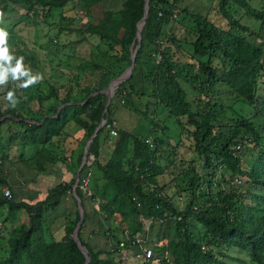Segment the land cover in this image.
Returning <instances> with one entry per match:
<instances>
[{
	"label": "trees",
	"instance_id": "obj_1",
	"mask_svg": "<svg viewBox=\"0 0 264 264\" xmlns=\"http://www.w3.org/2000/svg\"><path fill=\"white\" fill-rule=\"evenodd\" d=\"M66 1L0 0V13L20 5L30 11L29 17H48L60 12ZM81 1L84 24L68 30L79 36L77 40L97 36L103 58L80 61L71 82L58 85L63 92L53 84L42 92L31 71L17 62L18 55L33 63L37 58L12 29L0 45L7 47L9 57L1 58L5 75L0 84L8 97L5 106L0 103V125L11 121L22 127L17 133L20 144L37 146L25 163L43 167L68 161L66 169L72 173L29 202L15 198L0 159V207L26 215L18 225L11 226L6 217L0 221V264H129L139 261L133 255L135 247L126 240L120 247L119 241L136 234L145 236L154 257L166 249L175 264H233L223 259L226 256L238 264H264V42H256L264 33V0H215L221 23L212 22L207 11L178 8L181 0H148L131 72L114 87L106 106L102 89L130 62L144 0H120L118 6L103 8L95 21L89 16L90 6L102 0ZM180 11L189 16L187 36L165 33L162 27ZM244 16L254 22L242 21ZM56 41L48 38L55 49L67 45ZM146 81L152 100L139 102L140 108L134 98L146 97ZM217 84L229 87L232 102L222 100ZM126 103L142 117H149V110L153 113L146 133L114 125V113ZM20 104L34 122L20 114ZM159 107L166 109L162 118L155 114ZM101 118L78 173L89 168L88 182L74 187L82 207L77 237L88 256L83 263L85 256L72 238L77 207L60 215L55 225L61 230L58 238L46 224L45 211L70 192L85 140ZM69 120L75 122L78 136L62 154L52 152L48 147L61 133L66 135L63 126ZM110 128L115 131L112 136ZM179 148L196 159L183 156ZM169 182L171 193L165 191ZM4 185L10 189L8 195L2 194ZM91 214L100 215L97 225L91 223ZM93 235H101L103 243L92 242ZM229 249L243 256H230Z\"/></svg>",
	"mask_w": 264,
	"mask_h": 264
},
{
	"label": "rangeland",
	"instance_id": "obj_2",
	"mask_svg": "<svg viewBox=\"0 0 264 264\" xmlns=\"http://www.w3.org/2000/svg\"><path fill=\"white\" fill-rule=\"evenodd\" d=\"M214 1L215 0H181V2H179L178 8L186 6L188 9H195L200 12L207 11L208 17L212 22L221 23L220 17H218V14L215 12ZM251 1L253 3L256 2L255 0ZM119 2L120 0H102L97 4L91 5V12L89 14V16H93L91 20L95 21L94 18L101 15L103 8H112ZM83 8L85 9V6L83 7L81 0H68L62 5L60 12L56 10L51 16L47 17L41 13L37 17H29L30 11L26 12L22 6L16 5L9 12H3L2 17H0V28H3L6 32L9 29H12L13 32H15L19 37L21 36L24 39L26 47L29 50H32V53H34L36 56L37 61L35 63L27 59L32 66H29L28 61L24 60L25 58L21 55H18L17 62L26 66L31 71L32 77H35L38 80V87L42 92H46L49 84L57 86L59 93L63 92V89L58 85L64 84L65 82H71L73 74L75 72L78 74L80 61L87 58L101 61L103 58L101 52L103 49L102 41L97 39V36L85 35V39L77 40L79 36L76 35L75 32L68 30L69 28H73L75 26H83L84 20L86 18ZM242 21L249 24L254 22L252 19H248L247 16L242 17ZM187 24H189V16L180 11L179 13L176 12V15L162 27V30L165 33H172L176 37H183L187 36L185 28ZM49 37L55 38L58 45L61 43H67V45H62L55 49V46L48 42ZM256 42H264V33L263 37L261 39H257ZM54 49L55 51L53 53L52 51ZM146 59V56H143V68H145L148 64L147 61L145 63ZM3 67L4 64L1 62L0 58V76L2 77L5 75ZM114 80H112L109 85L111 86L110 89L112 88V90L114 89V85L116 83H113ZM72 83L74 84V81H72ZM144 86L146 97L144 96L140 98H134V102L140 108H143V104H140L139 102L143 103L146 99L148 101L149 99L152 100L149 95L150 83L146 81ZM215 87L220 91V97L224 102L230 103L233 101L234 95L230 92L229 87L222 84H217ZM3 88L4 84L1 83L0 103L2 106H5L7 104L5 100L7 95L5 94L4 97L2 94ZM24 104H20L19 106L16 105L17 110L22 116L28 118L27 120L29 122H34L33 119H30L27 116L26 107ZM124 105L125 104L120 105L118 107L119 111L114 113V125L128 128L131 127L139 134L146 133V131L151 126L150 117L153 116V113L149 110V117H142L133 111L130 106H127L128 103H126L125 106ZM33 106L35 107V102L33 103ZM165 112L166 109L164 107H159L155 114L162 118L165 115ZM63 128L66 135L61 133V135L57 137L58 139H53L55 145L48 147L52 152L57 150L62 154L63 148H66L67 146L69 148V142L71 138L78 136L75 122L69 120L63 126ZM21 129L22 127H15L11 121L8 124L4 123L0 125L1 168L2 171L5 172L4 174L7 177V182L13 188L15 198L33 202L43 197L46 189L53 185V183H55L57 180L70 179L72 173L66 169L68 168V161H58L57 163L47 162L43 167L25 163L23 160L32 156L35 153L37 146L35 145L34 147L28 148L27 146L20 144L17 133L19 130L21 132ZM166 139L169 143L174 142V139L171 135H168ZM180 150L181 154L184 156L186 151L183 149ZM187 155L185 156L196 159V156L193 153ZM195 165L197 168H199L200 161L196 160ZM230 180L231 177L227 182L230 183ZM73 182L71 185V190L68 192L70 194H72ZM173 189V182H169V184L165 186V191L167 193H171ZM68 193L59 197V204L55 208L47 209L45 211L46 224L49 225L51 230H54L53 234L57 238L60 236L61 230L58 229L59 227L55 228V225L57 220H62L60 215L69 209L72 210L75 207L78 209L77 203H72V201L69 199ZM181 196L183 197L182 193ZM5 217L11 226L16 224L18 225L20 222L26 220V215L21 211L15 210L9 213L5 207H0V221ZM88 217L92 224L97 225L96 220L97 218H100V215L91 214ZM126 223L130 224V220H126ZM93 237L94 239L92 242L95 244L100 245L103 243L101 235H93ZM228 252L230 256H235L236 254L243 256V253H239L236 249H229ZM223 259L227 262L238 264L234 258L226 256Z\"/></svg>",
	"mask_w": 264,
	"mask_h": 264
},
{
	"label": "built area",
	"instance_id": "obj_3",
	"mask_svg": "<svg viewBox=\"0 0 264 264\" xmlns=\"http://www.w3.org/2000/svg\"><path fill=\"white\" fill-rule=\"evenodd\" d=\"M157 61V58L155 59ZM115 131L113 128L109 129V135L112 136L114 135ZM90 175V169L87 168L81 175L78 174L77 177V182L80 183V185L85 186L88 182V178ZM2 194L3 195H8L9 194V188L7 186H2L1 188ZM148 227V224L146 225L145 228ZM144 235H132V237L125 236L121 241H119V246L123 247L124 245V240L129 241L130 246L135 247L133 249L134 251V256L139 259L140 264H175L172 256L170 253L165 249L163 252L160 254V257H154V252L152 247L145 241ZM127 250L130 251L128 246H125ZM126 257V253L120 254L119 258L123 260Z\"/></svg>",
	"mask_w": 264,
	"mask_h": 264
},
{
	"label": "water",
	"instance_id": "obj_4",
	"mask_svg": "<svg viewBox=\"0 0 264 264\" xmlns=\"http://www.w3.org/2000/svg\"><path fill=\"white\" fill-rule=\"evenodd\" d=\"M147 2H148V0H144L143 14H142L141 18L139 20H137L136 23H135V27H136L135 28V37L137 39V42H136V44H135V46H134V48L132 50H131V45H130L131 53H130V62L128 64V66L124 69V71L121 74H119L117 77L111 79L108 82V84L106 85V87L104 89H102V91L107 93V99H106V102H105L104 106H106L110 96L112 95V88L111 89L109 88V85H110L111 81L114 80V79H117V82L114 85V86H116L117 83L119 81L123 80L124 78H126L129 75L130 71H131L134 54H135L136 48L138 46V41H139V38H140V27H141V25H142V23L144 21L146 13H147V8H148V3ZM138 22H140V25L137 26ZM102 122H103V118L100 119L98 125L95 127V129L93 130L92 134L85 141V144H84V147H83L82 156H81L80 162H79V164H78V166L76 168L75 174H74V182H73V187H72V194L74 195V197L76 199V203H77V206H78V214H79L78 220L76 221V224H75V226L73 228V231H72V238L77 243L78 247L81 249V251L83 252V254L85 256V260H84L83 263H85L87 261L88 256H87L85 247L80 244V242L78 240V237H77V228H78V226L80 224V220H81V217H82V207H81V205L79 203V200H78L77 196L74 193V187H75L76 182H77V177H78L79 170H80L81 166L83 165V162H84V159H85V156H86V152H87V148H88V142L93 138V136L95 135L98 127L101 125Z\"/></svg>",
	"mask_w": 264,
	"mask_h": 264
},
{
	"label": "clouds",
	"instance_id": "obj_5",
	"mask_svg": "<svg viewBox=\"0 0 264 264\" xmlns=\"http://www.w3.org/2000/svg\"><path fill=\"white\" fill-rule=\"evenodd\" d=\"M2 13H0V17H2ZM6 37H7V33L3 28H0V45H4L6 43ZM7 47H0V58H9L7 57ZM21 65L18 64L17 66V71L20 70ZM15 103V101H13V104Z\"/></svg>",
	"mask_w": 264,
	"mask_h": 264
},
{
	"label": "crops",
	"instance_id": "obj_6",
	"mask_svg": "<svg viewBox=\"0 0 264 264\" xmlns=\"http://www.w3.org/2000/svg\"><path fill=\"white\" fill-rule=\"evenodd\" d=\"M129 264H140V261L135 260V261H129Z\"/></svg>",
	"mask_w": 264,
	"mask_h": 264
},
{
	"label": "bare ground",
	"instance_id": "obj_7",
	"mask_svg": "<svg viewBox=\"0 0 264 264\" xmlns=\"http://www.w3.org/2000/svg\"><path fill=\"white\" fill-rule=\"evenodd\" d=\"M114 82H117V80H114L113 83H114ZM110 87H111V86H109V88H110Z\"/></svg>",
	"mask_w": 264,
	"mask_h": 264
}]
</instances>
